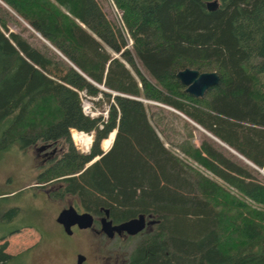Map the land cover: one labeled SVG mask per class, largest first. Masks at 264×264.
I'll use <instances>...</instances> for the list:
<instances>
[{"label":"trees","instance_id":"trees-1","mask_svg":"<svg viewBox=\"0 0 264 264\" xmlns=\"http://www.w3.org/2000/svg\"><path fill=\"white\" fill-rule=\"evenodd\" d=\"M0 1V156L63 141L38 176L67 175L51 196L74 195L94 215L108 209L116 223L152 215L122 264H264V0L212 10L208 0H112L120 24L99 0ZM184 67L216 70L219 82L192 95L176 75ZM81 90L107 102V118L83 112ZM142 98L173 109L151 114L184 127L175 143L184 156L165 146ZM70 129L94 132L88 153ZM193 131L198 143L185 139ZM13 191L0 190V264L23 257L6 250L24 224L23 206L9 205L22 189Z\"/></svg>","mask_w":264,"mask_h":264},{"label":"rangeland","instance_id":"rangeland-1","mask_svg":"<svg viewBox=\"0 0 264 264\" xmlns=\"http://www.w3.org/2000/svg\"><path fill=\"white\" fill-rule=\"evenodd\" d=\"M99 1L107 16L116 19L120 24V13L112 0ZM0 3L2 2L0 1ZM17 17L21 20L23 25L29 27L21 17ZM23 25H19L10 19L8 20L9 30L21 32V34L26 36L29 40L38 44L40 41L36 37L30 36ZM31 30L36 36L40 37L38 32L32 28ZM131 42L132 40L128 39L127 46L131 47ZM107 49L109 48L107 47ZM114 54L118 55V53L115 52ZM126 64L130 67L128 63ZM137 65L144 72L138 62ZM103 88L107 89L105 87ZM80 97L84 113L90 116L102 115L103 118H107V102H96L98 101L97 97L88 95L85 90H81ZM142 99L145 103L151 105L148 106L150 112L148 114L149 118L158 130L165 146L171 148L180 156H184L183 152L175 145L176 141L183 140L185 135L184 127L179 121L176 122V120L172 118L168 119V115L165 113L163 114L167 116L165 117L166 120L164 119L162 121L160 119L158 126L156 119L151 114L153 111H156V105L162 106L163 109H165L164 111L173 109L153 99ZM168 120L175 121V126L169 124ZM162 127H164L165 130H162ZM198 129L203 130L200 127ZM70 130V136L75 148L80 152L88 153L92 145L94 132L77 129ZM72 130H75L73 131V133L75 132L73 137ZM77 131H84L90 135L91 142L89 145L78 142V140L86 141L88 138L82 137L80 134L77 135ZM193 133L192 138L185 136V139L188 141L193 140L194 143H198L199 131H193ZM211 136L215 138L213 135ZM109 137L103 142V146L102 140L104 138L100 142L103 151H107L112 145L111 144L107 149L105 148V142ZM221 144L224 143L221 142ZM66 147L67 145L63 141L55 143L38 141L24 149L18 144H14L0 156V190H14L9 193V195H13L14 192L22 189L21 194L17 198H11L9 205H22L25 214L26 211L32 214V216L20 214V216L16 218V224L24 223L23 226L16 232L7 235L5 238L7 240L6 250L13 254L22 253L23 256L14 260L12 264L20 260H22L21 264H74L76 254L79 252L85 254L87 257V261L83 264H122L141 234L153 228L156 220L152 215L146 216L145 228L131 237L119 234L108 237L105 234L96 233L94 229H99L98 224H94L91 228L75 230L71 235L67 234L56 221V216L61 207L67 206L70 203L81 208L79 200L76 196L71 194H65L63 197L58 198L50 195V192L56 190L61 184L60 178L67 175L54 176L47 181L38 180L39 174L43 170L49 168L52 162L54 163V161L58 160ZM224 147L237 155L227 144ZM93 160L95 159L93 158ZM259 171L261 175H264L262 168H259ZM29 222L33 225H28ZM12 224H15V221ZM1 241L3 240H0V243Z\"/></svg>","mask_w":264,"mask_h":264},{"label":"water","instance_id":"water-1","mask_svg":"<svg viewBox=\"0 0 264 264\" xmlns=\"http://www.w3.org/2000/svg\"><path fill=\"white\" fill-rule=\"evenodd\" d=\"M206 5L210 10L215 9L218 0H208ZM176 75L185 85V90L195 96H202L209 87L216 85L220 78L216 70L199 71L192 67L179 69ZM112 131L116 132V129ZM98 157L97 155L94 159ZM108 214V209H105L104 214L100 217V229L108 237H113L115 233L121 234L122 232L134 235L141 232L146 226V215L144 213H139L135 217L117 223H114ZM56 221L63 225L66 233L71 234L72 225L74 224L79 228L91 227L94 223V216L87 210L79 212L73 204H69L58 212ZM85 259V254L77 253L76 264H83Z\"/></svg>","mask_w":264,"mask_h":264},{"label":"flooded vegetation","instance_id":"flooded-vegetation-1","mask_svg":"<svg viewBox=\"0 0 264 264\" xmlns=\"http://www.w3.org/2000/svg\"><path fill=\"white\" fill-rule=\"evenodd\" d=\"M70 204H71V203H70ZM68 205H69V204H68ZM68 205H67V206H68ZM64 207H66V206L61 207V209L64 208ZM75 207H76V206H75ZM76 208L78 209L79 212L84 211L83 209H81V208H79V207H76ZM61 209H60V210H61ZM60 210H59V211H60ZM92 214H93V213H92ZM93 216H94V223H93V225H94V224H98V225H99V229L95 228L94 231H95L96 233H102V234H105V233L100 229V217L102 216V214H101V215H94V214H93ZM58 223H59L60 226H62V228H63V230H64L63 225H62L60 222H58ZM114 223H116V222H114ZM93 225H92V226H93ZM92 226H91V227H92ZM91 227H87V228H91ZM87 228H79L76 224H74V225H72V233L75 232V230H81V229H87ZM64 231H65V230H64ZM72 233H71V234H72ZM138 233H139V232H138ZM138 233H137V234H138ZM67 234H68V233H67ZM71 234H69V235H71ZM115 234H117V233H115ZM105 235H106V234H105ZM119 235H127L126 237H131V236H133V235H129V234L125 233V232H122V233L119 234ZM134 235H136V234H134ZM76 255H77V254H76ZM85 256H86V255H85ZM86 261H87V257H86V259L84 260V262H86ZM84 262H83V263H84ZM74 264H76V260H75Z\"/></svg>","mask_w":264,"mask_h":264},{"label":"bare ground","instance_id":"bare-ground-1","mask_svg":"<svg viewBox=\"0 0 264 264\" xmlns=\"http://www.w3.org/2000/svg\"><path fill=\"white\" fill-rule=\"evenodd\" d=\"M77 132H78L82 137H87V138H88V140H86V141H80V140H78V142H82V143H84L85 145H89V143L91 142V137H90V135L80 133L79 131H77Z\"/></svg>","mask_w":264,"mask_h":264},{"label":"built area","instance_id":"built-area-1","mask_svg":"<svg viewBox=\"0 0 264 264\" xmlns=\"http://www.w3.org/2000/svg\"><path fill=\"white\" fill-rule=\"evenodd\" d=\"M81 92V91H80ZM80 133H83V134H87V133H85L84 131H79Z\"/></svg>","mask_w":264,"mask_h":264}]
</instances>
